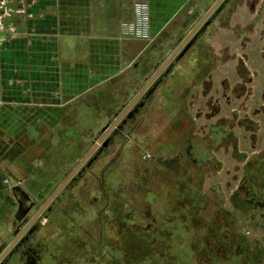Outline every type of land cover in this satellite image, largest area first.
Segmentation results:
<instances>
[{"label":"crops","instance_id":"crops-1","mask_svg":"<svg viewBox=\"0 0 264 264\" xmlns=\"http://www.w3.org/2000/svg\"><path fill=\"white\" fill-rule=\"evenodd\" d=\"M8 1L14 12L3 19L0 28V130L6 131L8 139L20 140L23 145L29 146L30 155L25 161L34 163L20 164L29 171L28 185L33 191L49 194L64 173L78 165L77 146L80 140L83 141L79 137L83 130L90 134L92 110L106 109L108 112L102 119L105 123L110 114L119 112L130 102L138 101L134 108L143 102L147 108L150 105L154 108L153 117L145 113L151 124H158L154 121L161 120L162 131H168L166 127L172 119L181 130L176 136L168 131L172 136L163 145L158 141L159 137L155 139L161 131L146 135L143 153L154 157L151 174H159L161 178L156 186L164 185V181L166 187L171 188L172 185L175 194L171 193V202L162 197L161 207H166V203L170 213L177 215L178 222L182 220L180 215H185V224L191 232L196 227L195 233L201 231L199 221L194 220V226L188 221L198 215V209L206 212L209 208V224L217 226L218 230L219 217H226L231 223L230 231L236 233L235 238H241L239 244L245 243L246 255L247 247H255L264 257L259 226L252 220L253 217L256 220L259 218L264 207H254L247 201L252 199L264 205V175L261 174L264 169V127L256 128L253 121L258 122L259 119L243 109L239 110V104L245 103V97L234 94L235 89L244 87L240 79L228 78V72H218L220 69L216 64L219 63H216L218 58L214 52L212 57L200 59L202 47L199 49L196 43L202 41L205 33L196 38L193 35L192 43L195 41L192 48L176 63L180 50L163 70L162 64L173 50L175 53L178 49L174 48L177 37L166 32L169 25L164 26V22L169 11H158L155 0H146L145 3L146 21L150 17L149 33L137 30L139 21L135 24V11L139 6L138 0H128V6H124L121 0ZM177 3L175 6L173 2L170 8L180 7ZM134 24L136 35H144L141 49L135 33H132ZM173 39L175 42H172ZM151 46L153 52H150ZM227 55L231 56V60L224 66L230 67L236 54L229 49ZM141 57L142 62L136 64ZM203 61H210V74L204 82L201 79L198 82ZM242 62L243 68L247 67L245 61ZM171 66L175 72L168 76L165 72ZM174 73H186L184 81H179L183 83L178 90L174 88V79L178 77ZM241 76L238 74V77ZM142 85H146L143 86L146 88L144 93ZM198 92L201 94L200 106L206 107L208 112L196 111L197 114L193 115L189 113L194 107V100L190 102V97ZM201 117L206 122L216 119L205 136L197 133V128L203 126ZM39 130L43 133L40 135L48 140L46 147L37 151L35 147L39 144H31L28 137L39 135ZM137 130H141L137 134L143 138L144 128L140 126ZM117 138H114L113 147L119 144ZM32 146L35 155H31ZM123 149L114 153L107 168L98 175L103 180L108 199L118 203V207L114 204L115 217L110 216V222H118L116 218L123 216L124 211L134 215L132 200L138 194L151 190L153 194L157 193L155 187L150 188L143 183L150 175V162L145 160L144 165H132V159L124 158ZM222 149L228 157L222 155L224 161L219 160L221 152L216 155ZM186 152L195 153L190 157L196 158L197 162H192ZM180 153L186 157L169 169L170 159ZM226 161L230 164L225 165ZM238 163L243 165L242 176L231 167L233 164L239 166ZM222 173H227L225 180H217ZM250 186L256 187V194ZM107 187L111 191L108 192ZM240 195L245 200L239 201ZM71 205L68 221L73 220L77 224L81 220L78 211L84 206V201L75 200ZM94 217V214H89L87 222L95 223ZM49 219L51 224L57 225L53 217ZM203 219L200 221L205 224ZM104 221L107 222V219L101 221L99 218L100 225ZM129 222L133 223L128 219Z\"/></svg>","mask_w":264,"mask_h":264},{"label":"rangeland","instance_id":"rangeland-1","mask_svg":"<svg viewBox=\"0 0 264 264\" xmlns=\"http://www.w3.org/2000/svg\"><path fill=\"white\" fill-rule=\"evenodd\" d=\"M121 1L124 4V6L129 5L127 2L128 0H121ZM176 1H178L177 4L180 7L177 8L175 7L176 9L173 7L170 8L173 2H175V6H176ZM216 1L217 0H155L154 4L155 7H157L158 11L160 9L165 10L166 12L169 11V13L167 14L168 16L165 19L166 22H164L165 23L164 26L169 25L166 28V32H168V34L172 35L173 37H177L174 46V48L176 49L183 42L186 41L187 37L191 34L192 30L199 23H202L196 34L194 33L195 38L198 37L201 33L203 34L205 33L204 34L205 36L202 39V41L198 40L196 43L199 49L200 47H202L201 50H204V52L200 50V55H201L200 59L202 58L207 59L214 52L218 58V62H216L219 63L216 64V66L219 67L220 69L218 72H220L221 74L223 73L226 74V72H228V78L231 79L234 78L235 80L236 78L240 79L241 84L244 87H239L237 90L235 89L234 94L235 95L241 94L243 98L245 97V103L243 105L239 104V110L243 109L244 112L250 113L251 116L253 115L252 117H254L255 119H259L258 122L253 121L254 126L256 128L259 127L263 128L264 127V93H263L264 92V0H224L222 4H220L213 13H211L208 17H206L208 11L211 9V7L215 4ZM138 2H139V6L135 11V16L138 17V19L137 17L135 19L136 21L135 24L139 21L137 30L139 32L149 33L150 17L146 21V17L148 16L145 5L146 0H138ZM6 8H7L6 10L7 12L10 9L12 10V13L14 12L13 8L9 7V5H7ZM158 14H162V13H158ZM149 15H150V11H149ZM203 19H205L204 22H202ZM135 24L132 27V33L133 34L135 33L134 37L136 40L139 41L138 42L139 49H141L144 46L141 41H144L145 39H143L144 35L142 33L139 34L138 36L136 35ZM159 24L162 23L160 22ZM164 26L162 27V29H164ZM201 37L202 35L200 36V38ZM192 40L191 39L188 40L185 43V46L191 43L190 48H192L193 43L195 41L194 40L192 43ZM172 42H175V40L173 39ZM154 46L157 48L156 44H154ZM152 48L153 47L151 46L150 52H153L154 49ZM229 49H232L236 54V56L232 57V59H235L234 60L235 62H232V64H230L231 65L230 67H225L228 61L231 60V56L227 55ZM173 53L174 50L171 53V55L168 57V59L172 56ZM168 59L162 64V66L168 61ZM142 60L143 57L139 58L136 64L138 63L140 64ZM179 60H175V62L178 63ZM242 60L245 61L247 67L243 68ZM209 64L210 61L207 62L203 61V68L197 79L198 82L200 79H201L200 81L204 82L205 78L210 74V73L208 74V71L210 70ZM222 66H224L225 68L223 71H222ZM165 68H163V70ZM173 69L170 71V73H168V76L173 72H175V70L173 71ZM238 74L242 75L241 78L238 77ZM173 75L178 76L177 78L174 79L175 81L174 88L178 90L182 88L180 87V85L183 83L179 81L181 79H183L182 81H184V76L186 75V73H174ZM143 86L146 87V85H142L141 87ZM258 86L262 87V89L260 90ZM145 87L141 89L143 90V93L146 90ZM200 99H201V94H199V92L194 93L190 97V102L191 100H194L193 103L194 107L190 109L191 110L189 111L190 114L193 115L197 114L196 111L198 112L201 111L203 113L208 112L206 107H204L203 105L200 106L201 104ZM137 102L138 101L130 102V104L125 105L119 112L117 113L113 112V114H110V117L108 118V120L105 121V123L102 121V119L103 116L108 112L106 109L99 110L98 108H96L95 110L91 111L93 118L90 124L91 125V129H90L91 131H89L90 134H88L87 130L81 131L82 133L79 138L83 139V141L80 140V144L77 146L78 150L76 151V154L78 155V158L76 159V164L79 162L78 165L79 164L87 165V166L85 165L86 171H88L86 176L90 178L92 176L97 177L100 172H102L105 168H107L108 166L107 163L108 161L110 162L111 160L110 158H112L119 149L121 148L123 149L124 147H125L123 149L124 158L132 159L131 161L132 165L136 163L142 165V162L145 160L149 162L150 160H152V156L150 155L147 156L146 153H143V150L145 149L144 146L145 141H147L148 132L154 133L161 131L162 133H159V136H156L155 139L158 140L159 137L160 139L158 141H160V144L163 145L172 136L169 132L175 133L176 136L178 135L179 131H181L180 127L177 126V124H175V122L172 119H170L171 121L166 127V129H168L169 132L162 131L161 120L154 121V123H158V124L155 125L151 124L147 119V114L145 116V113L147 112L150 117H153L154 108L152 107V105H150V107L147 108L146 105L145 106L143 105V102H139V104L136 105V107L134 108ZM196 107L198 109H196ZM132 108L134 109L130 113H128ZM155 110L157 111L156 108ZM201 119L204 120L203 117H201ZM215 121L216 119H214L212 122ZM212 122L211 121L206 122L204 120L203 126L197 128V133L199 135L205 136L207 134L210 125H212ZM140 126L144 128L142 133L145 136L143 138L139 137L137 134V133H141V130L140 131L137 130ZM0 131L1 134L6 135V131L4 130L3 131L0 130ZM40 133L43 134L39 130L38 132L39 135L32 136L31 138L28 137L29 139L28 142L30 141L31 144L34 145L39 144L38 146L35 147L37 151L42 149L43 147L45 148L46 142L48 140L47 137L40 135ZM115 134H117V136L119 137L116 140V142L119 144L113 147V145H110L111 144L110 139ZM50 140H52V137H50ZM106 143H110V144L105 146ZM100 146L105 150L100 152L97 151V149H99ZM219 153L221 155L220 158L218 157L220 161H224V157L222 155L228 158L226 156V152H224L223 149L217 151L216 155ZM163 154L164 153H160L159 155H163ZM93 159H97V160L92 162L90 165H88V162H90ZM98 160L102 162V165L106 160L107 161L105 165L101 167L102 165L99 166L100 163H96ZM153 160H155L154 157ZM224 164L229 165L230 161H226L224 162ZM78 165L75 166L77 167ZM235 165L236 164H233L231 166L233 171L235 170V172L238 175L242 176L243 172L241 171V167H243V165L242 164H239V166L237 165L235 166ZM82 168L83 166L80 168V170H83ZM109 171L110 169L108 168L107 172L109 173ZM261 174L263 173L261 172ZM226 175L227 173H222V176H218L217 180L220 179L225 180ZM81 176H85V175H81ZM247 178L249 179L250 177ZM163 183L164 185L161 184L160 187L158 188V192L160 193L161 197L165 196V198L168 199L166 200V202L168 201L171 202L172 201L170 200L172 196L171 193L174 194L172 190V185L169 184L171 185L170 188V186L166 187V183L164 181ZM249 188L250 190H252L254 194H256L255 186L254 187L250 186ZM107 190L108 192L111 191V189L108 187ZM114 204L116 207H118V203L110 199V203L107 204V206L105 207L103 214L102 215L100 214L99 217L97 216L98 225H100L99 218L101 221L107 219V222L104 221L101 224V226H99L101 229L103 228V226H105V229L111 226H115V222L111 223L109 220L110 216L115 217L114 216L115 212L113 211ZM58 205L63 206L66 212H70V210L72 209L71 202H69L68 198L62 199V201ZM124 207L125 206L123 205V208ZM247 210L249 211V209ZM203 211L205 210L198 209L196 211L198 215L194 216L192 218L193 220L188 221L192 226H194L193 223L194 220L199 221V226H200L199 229H201L202 232L201 234H198L197 231L195 233L196 239L194 241L198 239V235H199V240L192 243L191 250L194 251L193 254L194 256L191 258L189 256L191 254H188V252L185 253V249H181L179 250L181 252H179L178 251L179 248L177 249L176 247H173L174 245L169 243L167 240L162 241L163 243H160V248H156L147 254V249L145 250V248L144 249L141 248V244L142 243L145 244L144 241L136 242L135 244V241L138 239L136 238L135 235V226L134 225L132 226L130 222L128 223V219L134 220L135 216L131 214L130 215L125 214L126 212L124 211L123 216L116 218L119 219L118 222L121 223V224L118 223L119 228L118 227L117 228L120 229L119 230L121 237L120 242H122L123 244V257L119 256L118 259L120 260L122 258L121 260L122 264H136V263L150 264L149 262H147L148 259L151 261L152 264H264L263 263L264 257L259 255L260 252L259 249L255 247L249 249L247 247L248 254L246 255L244 250L245 243L239 244L241 238L240 237L235 238L236 233L230 231L231 225L229 224L231 223L227 220L226 217L224 216L219 217L220 219V221L218 222L219 229L216 230L217 226L209 224V219L211 214L210 209L208 208L206 212ZM180 216L182 220L183 217H185V215L182 214ZM131 217L132 219H130ZM120 218L122 219L120 220ZM201 218H204L206 220L205 224H203V221H200ZM67 219H68V215L65 214V222L63 224L64 228L65 226H67V222H66ZM138 224H139L138 227L139 235L146 239L147 237L150 238L152 232L146 230V226H145L146 224H141L140 221ZM193 230H197L196 227H193ZM96 240L102 243V245L107 246L108 250L111 249L112 239L110 237H107L105 235L103 236L102 234V238H98ZM136 245H138V247H136ZM171 245L172 247H170ZM234 245L237 246L234 248ZM188 247L189 245H187V248Z\"/></svg>","mask_w":264,"mask_h":264},{"label":"flooded vegetation","instance_id":"flooded-vegetation-1","mask_svg":"<svg viewBox=\"0 0 264 264\" xmlns=\"http://www.w3.org/2000/svg\"><path fill=\"white\" fill-rule=\"evenodd\" d=\"M117 137V134L113 135L110 139L111 144H106L113 145L114 138ZM101 146L97 151L105 150ZM31 148L33 149L31 155H35L34 147ZM185 154L190 157L195 153L186 152ZM28 155H30L28 145H23L20 140H10L0 133V264H122V258L118 259L119 256L123 257V244L120 242V229H118L121 223L116 220L115 226L106 229L105 226L101 229L99 227L101 225L96 224L97 216L102 215L105 207L110 203L102 178L86 176L87 165L81 164L83 170H80L82 166L77 170L74 166L69 172L64 173L62 180L52 187L53 190L49 194L34 192L28 185L29 171L25 166H21L23 163H28L25 161ZM184 157H186L184 153L174 155L168 163V168L172 169L177 166ZM195 159L190 157L192 162H197ZM96 160H91L88 165ZM149 162L152 166L148 168L150 175L147 180L144 179L143 183L150 188L155 187L157 193L153 194L151 190V192L138 194V197L132 200V204H135L133 205L135 217L131 225L135 226V235L138 238L135 244L144 241L145 244L142 243L141 248L147 249L148 254L160 248V243L167 240L174 245L173 247L179 248L178 251L185 249V253L191 254L189 255L191 258L194 256V251L191 250L192 243L198 241H194L195 231L189 230L185 220L178 222L177 215L170 213L171 209L166 203V207H161L162 197L158 192L159 186H156L161 178L159 174H151L154 165L153 158ZM33 163L34 161L28 164ZM96 163H100L99 166L102 165L100 160ZM144 164L146 162L143 161L142 165ZM262 165H264V160ZM262 173L264 175V169ZM246 194L247 191L244 195ZM64 198H68L73 204L75 200L84 201V206L79 210L81 220L76 224L75 221L67 219L65 228L63 227L65 214L69 215V212H66L63 206L58 205ZM241 199H243L242 196L238 200ZM247 201L254 207L256 205L261 209L264 207L262 202L255 203L252 199ZM89 214L95 215L93 219L95 223L87 222L86 217ZM50 216L58 222L57 225L50 223ZM258 217L257 220L256 217L252 220L255 225L259 226L262 237L260 243L264 246V212H260ZM139 221L141 224H146L147 231L152 232L150 238L146 239L139 235ZM102 234L112 239L111 249L108 250L107 246L96 240L102 238ZM198 234H201V231H198ZM187 245H189L188 248ZM147 262L152 264L149 259Z\"/></svg>","mask_w":264,"mask_h":264},{"label":"water","instance_id":"water-1","mask_svg":"<svg viewBox=\"0 0 264 264\" xmlns=\"http://www.w3.org/2000/svg\"><path fill=\"white\" fill-rule=\"evenodd\" d=\"M222 0H218L217 2H216V4L208 11V13H207V15H206V17H208L214 10H215V8L220 4V2H221ZM204 20L205 19H203L202 20V22H204ZM201 24L202 23H199L193 30H192V32H191V34L187 37V39H186V41L185 42H183L179 47H178V49L175 51V53L168 59V61L164 64V66L162 67V68H164V67H166L173 59H174V57L179 53V51L180 50H182V48H183V50L181 51V53L178 55V57H177V59L176 60H178V59H180L181 57H183V55L186 53V51L190 48V46H191V43H189L188 45H186L185 46V43L193 36V34L199 29V27L201 26ZM185 46V47H184ZM161 68V69H162ZM171 68H172V66L168 69V70H166V72H165V74H168L169 72H170V70H171ZM161 72V71H160ZM159 73V72H158ZM108 144V143H107ZM107 144H105V146L107 145Z\"/></svg>","mask_w":264,"mask_h":264},{"label":"built area","instance_id":"built-area-1","mask_svg":"<svg viewBox=\"0 0 264 264\" xmlns=\"http://www.w3.org/2000/svg\"><path fill=\"white\" fill-rule=\"evenodd\" d=\"M9 4V1L7 0H0V28H2V21L4 18L9 17L12 13V10L10 9L8 12L6 11V6ZM9 13V14H8Z\"/></svg>","mask_w":264,"mask_h":264}]
</instances>
